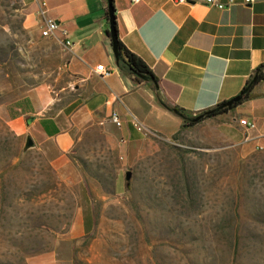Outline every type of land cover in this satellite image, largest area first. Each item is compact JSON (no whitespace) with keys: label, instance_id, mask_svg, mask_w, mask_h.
<instances>
[{"label":"rangeland","instance_id":"374dc122","mask_svg":"<svg viewBox=\"0 0 264 264\" xmlns=\"http://www.w3.org/2000/svg\"><path fill=\"white\" fill-rule=\"evenodd\" d=\"M41 32L23 0H0V264H264V152L219 121L147 138L129 164L99 128L61 164L24 152L12 121L28 97L57 94L49 117L71 101L68 56Z\"/></svg>","mask_w":264,"mask_h":264},{"label":"crops","instance_id":"0c3cea01","mask_svg":"<svg viewBox=\"0 0 264 264\" xmlns=\"http://www.w3.org/2000/svg\"><path fill=\"white\" fill-rule=\"evenodd\" d=\"M32 16L45 2L48 16L59 26L54 40L68 56L63 73L71 101L47 116L62 102L58 95L36 91L28 109L13 121L21 123L51 164L68 161L78 136L99 128L116 143L125 164L133 161L146 141L135 124L166 141L180 133L183 121L165 106L187 117L238 97L255 71L264 65V0L251 7L227 11L203 2L179 5L173 0H113L118 38L143 61L159 82L136 83L122 71L110 38L107 0H23ZM71 43L65 49L63 41ZM103 66L111 76L102 79ZM42 103V104H41ZM122 123L116 127L111 117ZM209 122H221L222 132L244 150L264 152V78L252 98ZM207 121V122H208ZM241 121L254 123L247 131Z\"/></svg>","mask_w":264,"mask_h":264},{"label":"trees","instance_id":"16d2710c","mask_svg":"<svg viewBox=\"0 0 264 264\" xmlns=\"http://www.w3.org/2000/svg\"><path fill=\"white\" fill-rule=\"evenodd\" d=\"M106 19L107 21L109 20L108 13L106 14ZM118 51H119L118 58H116V62L119 68L122 71H124L130 78H132L136 83H140V84L149 83L153 88H155V85L159 84L158 80L155 78V76L153 75L151 70L146 66V64L143 61H141L138 57H136L134 54L129 52L120 42V40H118ZM263 78H264V65L260 66L255 71L251 79L248 81V83L240 93L239 96L242 97V102H245L252 98V93L254 89L263 81ZM229 102L217 105L193 118L187 117V115L183 111H181L176 107H171L164 104V106L170 112L180 117L183 121L182 129L174 139H176L183 132H186L208 120H213L217 117L226 115L241 105V103H238L228 107L227 104ZM198 118H199L198 121H194ZM90 225L92 224L86 218L85 229L88 235L90 234V229H91Z\"/></svg>","mask_w":264,"mask_h":264},{"label":"built area","instance_id":"2783aa9c","mask_svg":"<svg viewBox=\"0 0 264 264\" xmlns=\"http://www.w3.org/2000/svg\"><path fill=\"white\" fill-rule=\"evenodd\" d=\"M258 0H173L174 3L179 5L189 4V3H198L203 2L208 5L210 8L217 9L219 11H227L234 7L242 6V7H251L254 5ZM133 2H137V0H133ZM38 17L42 22V36L44 38H52L54 39L57 32L59 31V26L57 25L56 21L51 19L48 16V8L45 2H40L38 5ZM62 46L65 49L71 48V43L68 41H63ZM95 73L102 79H106L111 76L110 72L104 69L103 66H98L95 69ZM112 123L121 128L122 123L120 118L117 114H113L111 117ZM240 125L245 127L247 131L255 130L256 126L254 123H249L247 121H241ZM135 129L143 135L144 138H158L156 134L151 131L144 129L141 125L135 124Z\"/></svg>","mask_w":264,"mask_h":264},{"label":"water","instance_id":"95a60500","mask_svg":"<svg viewBox=\"0 0 264 264\" xmlns=\"http://www.w3.org/2000/svg\"><path fill=\"white\" fill-rule=\"evenodd\" d=\"M108 1V17H109V28H110V38L112 41V46H113V52L115 55V58H118V33H117V27H116V17H115V9H114V5H113V0H107ZM156 89H159V85H155ZM238 103H242V97H236L234 99H232V101H230L227 106H232L234 104H238ZM198 119L194 120V121H198ZM36 147L33 139L31 137H28L26 140V144L24 147V152H27L31 149H34ZM131 178V174L128 173L126 180L130 181Z\"/></svg>","mask_w":264,"mask_h":264}]
</instances>
